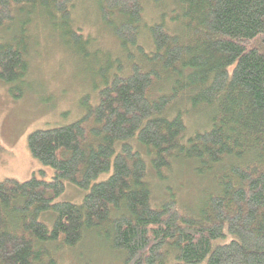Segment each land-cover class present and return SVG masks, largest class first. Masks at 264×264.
Masks as SVG:
<instances>
[{"label": "trees", "instance_id": "16d2710c", "mask_svg": "<svg viewBox=\"0 0 264 264\" xmlns=\"http://www.w3.org/2000/svg\"><path fill=\"white\" fill-rule=\"evenodd\" d=\"M80 1L0 0V82L12 97L35 90L43 34L92 77L76 120L29 136L53 177L0 181V264H71L50 246L89 234L124 264H264V0H169L151 23L145 0H97L119 55L90 49L73 19ZM190 174L189 194L202 187L187 208L168 184ZM66 182L86 190L82 202L57 200Z\"/></svg>", "mask_w": 264, "mask_h": 264}, {"label": "rangeland", "instance_id": "374dc122", "mask_svg": "<svg viewBox=\"0 0 264 264\" xmlns=\"http://www.w3.org/2000/svg\"><path fill=\"white\" fill-rule=\"evenodd\" d=\"M97 0H82L73 11V19L82 27L84 34H89L90 49L98 48L111 55L120 54L121 46L114 33L100 20ZM144 17L152 22L163 11L170 13L169 0H145ZM48 34V33H47ZM31 73L29 80L34 81V91H26L22 98L11 96L7 85L0 82V181L10 178L26 181L35 173L50 180L54 175L53 168L42 164L34 158L28 148L31 133L38 129L71 123L82 113L79 99L92 95V77L82 72L79 59L60 45L48 34H43L30 56ZM81 66V67H80ZM200 122V121H199ZM107 175H102L105 178ZM193 175L185 176L168 184H180L183 192L181 204L187 208L193 205V194L202 186L193 187L189 194L188 183L194 185ZM184 184V185H183ZM199 184V183H198ZM155 191H163V183L154 180ZM176 189V188H175ZM178 191V190H177ZM179 192V191H178ZM86 190L66 182L65 192L58 201L80 203ZM193 197V200H192ZM53 257L58 263L71 264H124L125 253L112 248L102 236L89 234L77 247H64L58 250V244L50 246Z\"/></svg>", "mask_w": 264, "mask_h": 264}]
</instances>
